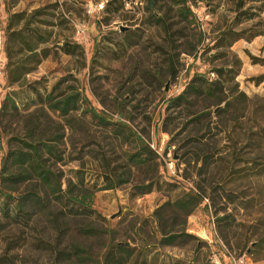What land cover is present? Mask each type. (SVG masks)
Masks as SVG:
<instances>
[{
    "label": "rangeland",
    "instance_id": "obj_1",
    "mask_svg": "<svg viewBox=\"0 0 264 264\" xmlns=\"http://www.w3.org/2000/svg\"><path fill=\"white\" fill-rule=\"evenodd\" d=\"M111 1L0 0V113L7 96L26 115L36 109L35 90L44 97L56 86L57 95L80 92L87 102L82 101L72 113V128L61 146L65 163H56L50 156L47 159L63 174L64 189L73 182L79 189L96 190L92 204L97 215L87 224L108 231L115 243L146 254L150 264H234V259L240 258L244 264H264V180H259L254 170L256 165H264V136H252L264 128V113L259 124L247 113L239 124L235 117L241 112L231 111L219 119V109L204 101L195 102L190 109L167 110V101L182 94L196 73L206 74L226 60L232 62L231 54L228 59L217 55L227 51L242 62L236 79L239 89L250 98H264V83L255 86L250 82L264 75V66L254 65L248 56L250 52L264 58V35L247 40L264 33V8L260 17L248 20L236 16L232 0H189L194 16L187 19L180 13H186L184 5L171 0H157L154 10L149 0ZM262 5L264 0L254 3L256 12ZM47 6H58L47 11L49 16L39 17L54 24L50 47L55 52L56 46L68 40L81 46L78 52L83 50V56L49 57L21 84L10 85L5 52L8 14L29 15ZM153 12L167 16L172 24L169 32L152 19ZM231 27L243 30L245 39L231 48L227 47L229 41L224 43L226 47L217 48L220 32ZM206 107L212 115L202 124L186 128L189 112L198 114ZM90 108L115 121L127 119L158 157L150 159L146 167L129 164L127 158L139 152V144L114 125L105 127L88 112ZM168 115L172 119L166 132ZM24 127L12 111L1 114L0 172L8 149L18 146L14 137L23 134ZM197 128L205 135L203 143L188 144ZM200 148L216 154L210 166L197 161L194 151L198 153ZM227 159L234 160L233 169L225 171ZM108 164L124 174L113 190H103L109 185L104 177ZM155 177L158 180L152 191L141 194L145 180ZM127 179L129 182L123 183ZM190 190L202 194L204 202L188 215L187 209L175 203ZM0 218L2 226L9 225L8 219ZM162 230L179 234L174 245H166ZM3 233L0 252L6 246ZM73 240L101 259L103 243L108 244L110 238L108 234L84 237L74 233ZM18 256L26 264L47 263V256L40 253L21 251Z\"/></svg>",
    "mask_w": 264,
    "mask_h": 264
},
{
    "label": "trees",
    "instance_id": "obj_2",
    "mask_svg": "<svg viewBox=\"0 0 264 264\" xmlns=\"http://www.w3.org/2000/svg\"><path fill=\"white\" fill-rule=\"evenodd\" d=\"M114 1L117 0L109 3ZM149 1L151 10H154L157 0ZM171 1L174 4L184 5L183 9L186 13L183 10L180 13L187 19L189 15L194 16L188 5L189 0ZM232 1L235 3L236 16H247L248 20L260 17L264 8L262 5L260 11L256 12L253 5L258 0ZM248 3L253 5L246 8ZM57 7L47 6L29 15L27 13L8 14L5 52L8 59L7 82L10 85L21 84L28 75L37 70L43 60L49 57L57 59L61 57V54L83 56V50L78 52L81 46L68 40L56 46L55 52L50 47L51 36L54 33L50 27H54V24L48 19L39 20V17L49 16L47 11ZM151 17L157 23H161L166 32L171 30L172 24L165 14L153 12ZM263 35V32L255 33L247 40L251 42ZM241 39H245L243 30L236 31L231 27L227 31L220 32L219 41L217 40L219 44L216 47H226L224 43L229 41L227 47L231 48ZM230 54L233 57L232 62L226 60V64L214 67L206 74L196 73L182 94L167 101L168 112H177L183 108L190 109L194 107L195 102L204 101L210 103L215 109H219L216 114L219 119L233 111V113H242L235 117L239 124L240 119L246 117V113L248 118L259 124L264 113V98H250L239 89L240 85L236 79L241 71V60L234 57L230 51L220 52L217 55L219 58L228 59ZM18 55L20 56L17 57ZM248 56L254 65L264 66V58L254 56L250 52ZM209 61L211 62L212 59L209 58ZM212 75L218 78L212 79ZM250 82L260 86L264 83V75L253 77ZM57 90L56 86L45 97L35 90L36 109L26 115L21 114L16 101L10 96H7L1 104L0 117L1 114L12 111L20 123L24 122L25 127L23 134L14 137L18 146L14 149L9 148L2 160L0 217H5L10 223L8 226H2L0 220V233L4 231L6 243L5 248L0 252V264H26L20 261L18 256L21 251L47 256V263L44 264H149L146 254L142 252L138 254L130 245L115 243L108 231L86 223L89 218L97 215L92 204L96 190L87 187L79 189L73 182L64 189L63 174L54 170L48 161L47 156H50L56 159V163H65V150H62L61 146H65L67 130L72 128V113L79 109L82 101H86L78 91L57 95ZM88 112L105 127L114 125L120 133L127 132V137L133 138L139 144V152L128 156L129 164L135 167H146L152 161L150 159L154 160L158 157L148 140L140 135L127 119L121 118L115 121L112 116L93 108H90ZM51 113L59 114L64 120H56ZM212 113L208 107L198 114L189 112L184 125L186 128L189 125H200ZM169 119H172L170 115L164 124L166 132L170 131L167 127ZM252 136L256 138L264 136V128ZM204 137L205 135H201L200 129L197 128L188 144H202ZM178 147L179 150L182 149L181 146ZM194 155L197 161L210 166L216 154L212 150L207 152L200 148V152L194 151ZM227 161L225 171L232 170L234 160L227 159ZM158 169L157 166V171ZM107 170L104 177L109 185L103 190H113L122 183L124 174H119L110 164L107 165ZM254 170L258 179L264 180V165H256ZM157 180V177L146 179L147 184L141 188L140 193H150ZM128 182L129 179L123 183ZM230 201H233L231 197ZM203 202L202 194L190 190L183 198L176 201L175 205L180 209H187L190 215ZM74 233L84 237L95 235L103 237L108 234L110 241L108 244L103 243L102 248L105 252L101 254V259L94 257L88 248L74 241ZM161 233L168 246L174 245L179 237L174 230H162Z\"/></svg>",
    "mask_w": 264,
    "mask_h": 264
},
{
    "label": "built area",
    "instance_id": "obj_3",
    "mask_svg": "<svg viewBox=\"0 0 264 264\" xmlns=\"http://www.w3.org/2000/svg\"><path fill=\"white\" fill-rule=\"evenodd\" d=\"M234 264H244V259L240 258L239 260L234 259Z\"/></svg>",
    "mask_w": 264,
    "mask_h": 264
},
{
    "label": "crops",
    "instance_id": "obj_4",
    "mask_svg": "<svg viewBox=\"0 0 264 264\" xmlns=\"http://www.w3.org/2000/svg\"><path fill=\"white\" fill-rule=\"evenodd\" d=\"M148 261H150V260L148 259ZM149 264H150V262H149Z\"/></svg>",
    "mask_w": 264,
    "mask_h": 264
}]
</instances>
